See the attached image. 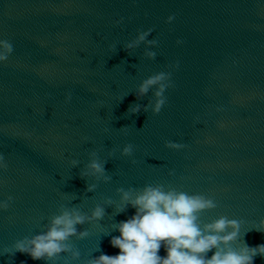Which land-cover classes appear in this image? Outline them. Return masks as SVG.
Wrapping results in <instances>:
<instances>
[{"label":"water","instance_id":"obj_1","mask_svg":"<svg viewBox=\"0 0 264 264\" xmlns=\"http://www.w3.org/2000/svg\"><path fill=\"white\" fill-rule=\"evenodd\" d=\"M149 29L158 46L129 55L124 45ZM0 40L14 47L0 62V155L8 165L0 200L14 197L0 211V264H44L5 249L43 232L60 204L90 215L107 198L114 204L98 224L78 226L89 236L72 239L81 252L75 264L118 255L115 224L136 210L115 214L117 189L146 184L214 198L218 207L202 224L227 216L241 222L234 247L264 244L256 230L264 221V0H0ZM177 61L160 114L128 115L130 105L154 100L155 89L137 101L142 81ZM168 141L185 147L168 149ZM127 144L132 157L121 155ZM91 151L108 161L112 181L86 192L95 180L80 171ZM159 255H167L163 246Z\"/></svg>","mask_w":264,"mask_h":264},{"label":"clouds","instance_id":"obj_2","mask_svg":"<svg viewBox=\"0 0 264 264\" xmlns=\"http://www.w3.org/2000/svg\"><path fill=\"white\" fill-rule=\"evenodd\" d=\"M174 19V16H169L166 22L171 24ZM122 22L116 23L119 25ZM152 32L153 29L139 32L136 39L124 45L125 51L132 55L133 49L145 43L148 49L157 47L158 40L148 39ZM182 43L181 40L177 41L178 45ZM112 47L116 48L115 45ZM13 51L10 41L0 40V62H7ZM144 55L150 60L157 57V53L151 50H146ZM168 68L169 71H161L142 81L136 91L137 101L155 89L154 100H149L146 106L140 103L130 105L128 115H139L149 110L154 115L160 114L167 103L166 91L174 87L172 70L179 69V61L175 65H168ZM68 100H71L70 94ZM128 128L125 126L121 130L127 131ZM165 147L179 151L185 145L168 141ZM115 151H110L109 157L114 156ZM133 154L132 144L123 147V157H132ZM107 162L100 159L97 151L89 153V163L80 171V177L87 181L89 178L94 179L95 183H88L86 192H95L100 182L111 183L112 176L105 170ZM133 163L136 161L133 160ZM71 164L75 168L79 161L72 160ZM7 168L4 156L0 155V170L6 171ZM169 175L175 173L169 172ZM117 194L120 206L115 214L125 212L129 205L136 210L134 216L115 224V230L120 235L112 237L110 244L119 249V254L109 256L102 253L99 257L89 258L84 264H254L256 256L264 258V244L249 247L245 243L234 247L240 238V221L221 216L211 223L202 224V215L218 207L212 197L189 194L171 186L165 187L164 184H146L142 188L121 187L117 189ZM72 197L73 200L77 199L75 193ZM13 203L12 196L0 200V211H7ZM113 204L114 201L107 198L103 204H97L90 215L78 205L69 207L60 204L58 213L49 218L43 232L17 240L13 245L14 251L5 249V253L15 255L20 252L34 261H44V264H58L61 260L63 264H75L81 260V252L73 245L72 239L84 240L89 236L87 230L78 231V226L98 224L105 217V207ZM256 230L264 231V221ZM162 246L167 253L165 257L159 255ZM213 250L211 258H207V254Z\"/></svg>","mask_w":264,"mask_h":264}]
</instances>
